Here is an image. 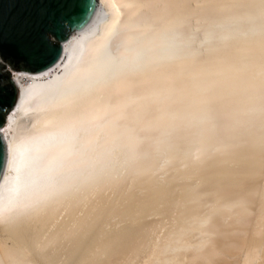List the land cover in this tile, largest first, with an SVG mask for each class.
<instances>
[{
	"label": "bare ground",
	"instance_id": "bare-ground-1",
	"mask_svg": "<svg viewBox=\"0 0 264 264\" xmlns=\"http://www.w3.org/2000/svg\"><path fill=\"white\" fill-rule=\"evenodd\" d=\"M251 1L241 12L196 14L194 23L184 0H99L57 64L14 73L20 95L2 128L0 264H182L167 251L189 249L181 239L193 230L220 234L210 255L197 254L209 261L226 254L230 264H264V102L227 121L240 126L232 137L210 136L221 123L214 108L193 115L195 135L182 146L173 126L147 132V114L177 101L165 83L198 61L200 43L213 49L264 34V0ZM156 81L163 86L137 89ZM187 158L184 174L154 178L161 162ZM141 172L133 191L106 194L123 173ZM153 214L172 220L163 238L147 220Z\"/></svg>",
	"mask_w": 264,
	"mask_h": 264
},
{
	"label": "rangeland",
	"instance_id": "rangeland-1",
	"mask_svg": "<svg viewBox=\"0 0 264 264\" xmlns=\"http://www.w3.org/2000/svg\"><path fill=\"white\" fill-rule=\"evenodd\" d=\"M224 3L226 5H223ZM250 3H253V1L198 0V3H196L194 0H184L185 11L194 23H197L195 22L196 14L215 13L222 15L224 10L241 12ZM207 44L205 42L199 44L203 51L198 54V61L196 60V62L192 63L188 60L181 76L165 83L168 84L167 86L172 87V90H175L172 91V95L177 97V101L169 105L168 112L165 111L166 113L159 112L157 108H154L155 111L153 113L147 114V116L151 117L150 124L147 125V132L159 134L162 128L173 126L175 127V132L178 133L177 146H182L184 140H188L195 135L192 129L196 127L198 122L193 119V115L214 108L219 113L216 115L221 123L217 129L212 131L214 134H210V136L232 137L240 130V126L231 129L227 121L230 119L234 123L233 118L245 116V108L254 104V101L261 100L264 102V34L241 35L228 43L219 41L216 43L217 48L213 49H209L206 46ZM194 78L198 79V87L192 84ZM148 86L158 88L163 86V82H142L137 85V89L139 91L145 90ZM155 104L156 101H154L153 105ZM142 116L139 121H143L146 118V114L142 113ZM149 142L145 139L142 141L143 145L140 144L139 146H142V148L144 146L150 147ZM247 144L242 142L237 145L236 149H243L247 147ZM216 154V150L213 151L211 158L219 157ZM190 160L192 158H187L185 161H163L156 167L153 176L160 181L167 182L178 173L182 172L184 174L188 170V165L184 162ZM193 160L198 164L200 157L196 156ZM141 176L142 172L133 175L131 173H123L120 182L118 180L113 183L112 187H117V189L114 192L109 189L106 194L111 195L113 193L111 198L116 200L126 192L133 191ZM192 180H180V183L192 182ZM93 199H97V194L93 196ZM147 220L154 226L157 225L156 227H158L159 223V229L157 228L155 232L159 238H163L172 225L170 218H162L160 215L153 214ZM235 220V217L230 216L226 220V224L234 223ZM219 236V233H211L205 238L200 231L193 230L188 236H184L181 239L185 245L189 246V249H173L171 247L167 251V255H171L174 258L177 256L175 258L176 261H180L182 264H230L231 258L226 254L214 255L215 261H209L201 256H208L212 253L214 239L216 240ZM197 247L200 251H197ZM186 250L188 251L186 252ZM176 253L179 254L177 255Z\"/></svg>",
	"mask_w": 264,
	"mask_h": 264
},
{
	"label": "water",
	"instance_id": "water-1",
	"mask_svg": "<svg viewBox=\"0 0 264 264\" xmlns=\"http://www.w3.org/2000/svg\"><path fill=\"white\" fill-rule=\"evenodd\" d=\"M98 8L99 0H0V182L8 161L2 128L20 95L14 71L38 74L57 64L64 42Z\"/></svg>",
	"mask_w": 264,
	"mask_h": 264
},
{
	"label": "clouds",
	"instance_id": "clouds-1",
	"mask_svg": "<svg viewBox=\"0 0 264 264\" xmlns=\"http://www.w3.org/2000/svg\"><path fill=\"white\" fill-rule=\"evenodd\" d=\"M17 72V71H14V73Z\"/></svg>",
	"mask_w": 264,
	"mask_h": 264
}]
</instances>
